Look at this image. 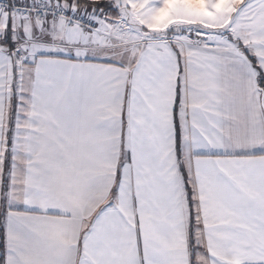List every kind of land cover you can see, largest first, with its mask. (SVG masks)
<instances>
[{
	"label": "snow or ice",
	"instance_id": "1",
	"mask_svg": "<svg viewBox=\"0 0 264 264\" xmlns=\"http://www.w3.org/2000/svg\"><path fill=\"white\" fill-rule=\"evenodd\" d=\"M0 264H264V0H0Z\"/></svg>",
	"mask_w": 264,
	"mask_h": 264
}]
</instances>
